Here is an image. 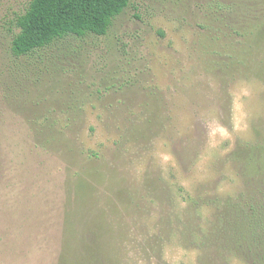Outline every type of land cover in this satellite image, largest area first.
Listing matches in <instances>:
<instances>
[{"label":"rangeland","instance_id":"obj_1","mask_svg":"<svg viewBox=\"0 0 264 264\" xmlns=\"http://www.w3.org/2000/svg\"><path fill=\"white\" fill-rule=\"evenodd\" d=\"M231 1L135 0L105 36L16 58L31 0H0V264H73L104 230L116 264H202L190 201L246 197L239 152L264 144V73L226 67Z\"/></svg>","mask_w":264,"mask_h":264},{"label":"trees","instance_id":"obj_2","mask_svg":"<svg viewBox=\"0 0 264 264\" xmlns=\"http://www.w3.org/2000/svg\"><path fill=\"white\" fill-rule=\"evenodd\" d=\"M133 1L31 0L25 12L12 22L11 52L16 58L29 57L67 38L105 36L114 20ZM228 9L232 20L227 15L222 20L227 25L222 37L225 42L240 40L241 43L228 54L232 62L226 65L227 69L244 66L249 74L264 73V0H232ZM221 70L225 71L222 66ZM239 156L256 157L249 163L246 161L244 170L252 172L247 179L246 197H239L237 201L217 197L192 199L189 203L183 242L204 252L202 264H229L230 256L250 264H264V144L244 147ZM204 204L217 209L214 222L206 225L200 219L195 222L199 206ZM105 235L106 230L93 234L94 240L88 243L90 251L77 255L73 264H116L112 257L109 260L105 256ZM67 246H79V243ZM63 264L70 261L65 260Z\"/></svg>","mask_w":264,"mask_h":264}]
</instances>
